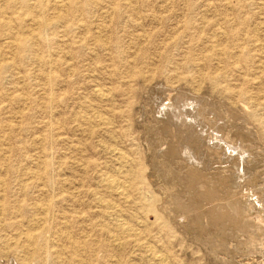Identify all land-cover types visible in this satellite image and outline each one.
Wrapping results in <instances>:
<instances>
[{"label": "rangeland", "instance_id": "obj_1", "mask_svg": "<svg viewBox=\"0 0 264 264\" xmlns=\"http://www.w3.org/2000/svg\"><path fill=\"white\" fill-rule=\"evenodd\" d=\"M159 255L264 264V0H0V264Z\"/></svg>", "mask_w": 264, "mask_h": 264}, {"label": "bare ground", "instance_id": "obj_2", "mask_svg": "<svg viewBox=\"0 0 264 264\" xmlns=\"http://www.w3.org/2000/svg\"><path fill=\"white\" fill-rule=\"evenodd\" d=\"M213 27V26H212ZM140 35V34H139ZM145 36V35H144ZM161 87H163V86H161ZM160 87V88H161ZM166 91H167V89H166ZM165 91V92H166ZM168 92V91H167ZM170 93H172V91H169ZM164 93V92H163ZM180 93V92H179ZM164 94H166V93H164ZM168 94V93H167ZM167 94H166V96H167ZM173 94V93H172ZM170 94H168V96H169ZM177 95V94H176ZM180 95V94H179ZM178 95V96H179ZM183 95V94H182ZM186 95V94H185ZM165 96V95H164ZM178 96L176 97L177 99H180V98H178ZM175 97V96H174ZM186 97V96H185ZM184 97V98H185ZM170 99H172L173 100V97L171 98V97H169ZM195 98V97H194ZM191 99V98H190ZM196 99V98H195ZM194 99V100H195ZM199 99V98H198ZM203 99V98H202ZM167 100H168V98H167ZM171 100V102H173ZM174 100H175V98H174ZM200 100V99H199ZM163 102V101H162ZM175 102V101H174ZM173 102V103H174ZM177 102V101H176ZM190 102V101H189ZM189 102H183L184 104L181 106V105H179L178 103V105L176 106V104H174L175 105V111H174V109H173V111H172V116H170L171 114H169V116L171 117V121H172V119H173V121L171 122V123H175V125H177V123L179 124V125H177L178 127H180V128H184V129H188L187 131H188V134L190 133L189 131H192V133L191 134H189V136L190 137H193V136H197V134H201V132L203 131L202 130V128L201 129H199L202 125V122L203 121H201L200 120V118H199V116L201 117L202 116V118H203V116L205 115V112L207 111V109L206 108H203L201 105L202 104H200L201 102L199 101L198 103H197V101H196V104H195V102L194 101H191V102H194V103H189ZM170 103V102H169ZM173 103H170V104H172L173 105ZM186 103L187 104H189L188 106H186ZM190 104H191V106H190ZM209 104V103H208ZM160 105V104H159ZM162 105H163V109L165 108V109H167L168 110V108L167 107H173L172 105H169V104H163L162 103ZM210 105V104H209ZM161 107V106H160ZM171 107H170V109H171ZM207 108H209V107H207ZM210 108H211V106H210ZM163 109H161V110H163ZM164 109V110H165ZM169 109V111L171 112V110ZM102 110V109H101ZM163 110V111H164ZM215 110V109H214ZM213 110V111H214ZM209 112V111H208ZM215 112V111H214ZM163 114H164V112H162ZM95 116V115H94ZM166 116V115H165ZM97 117V116H96ZM101 117V116H100ZM211 117V116H210ZM219 117V116H218ZM102 118V117H101ZM209 118V117H208ZM217 119V118H216ZM167 120V119H166ZM169 120V119H168ZM202 120H204V119H202ZM210 121V120H209ZM217 121H219V120H217ZM222 121V120H221ZM168 122V121H167ZM220 122V121H219ZM109 123V122H108ZM216 124V123H215ZM219 125V124H218ZM217 128V127H216ZM199 129V130H198ZM177 130V129H176ZM180 130V129H179ZM179 130H177L178 132L177 133H179ZM206 130V129H205ZM220 130V129H219ZM223 131H224V128H223ZM182 132H184V131H182ZM186 132V131H185ZM212 132V133H211ZM206 133V132H205ZM204 133V134H205ZM210 133L212 134L211 136H209V137H211L210 139L211 140H213V144H216L217 146H224V142H228L226 139H225V137L222 135V134H220L219 132H217L215 129H213V131H211V129H210ZM184 134V133H183ZM188 134L187 133H185L184 134V136L185 135H187V138H190L189 136H188ZM200 136V135H199ZM202 136V135H201ZM208 136V135H207ZM181 137H182V135H181ZM180 137V138H181ZM203 137V136H202ZM179 138V137H178ZM193 138H195V137H193ZM200 138V137H199ZM199 138H195L196 140H200ZM208 138V137H207ZM192 139V138H191ZM190 139V140H191ZM217 139V140H216ZM218 139H219V141H218ZM180 140V139H179ZM184 140H185V138H184ZM188 140V139H187ZM189 140V141H190ZM194 140V139H193ZM202 141V140H201ZM201 141H200V144H201ZM223 141V142H222ZM185 142V141H184ZM197 142H199V141H197ZM204 142H205V139H204ZM204 142H202V143H204ZM210 142V141H209ZM212 142V141H211ZM211 142H210V145H212L213 146V144H211ZM189 143V142H188ZM190 143H191V141H190ZM206 143V142H205ZM207 143H208V141H207ZM195 144H196V141H195ZM199 144V143H198ZM197 144V145H198ZM208 145V144H207ZM215 145V146H216ZM239 145V144H238ZM184 146V145H183ZM226 146V145H225ZM185 148H183L184 149V151L186 152V154H187V156L189 157V158H194V150L192 149V147L190 146V144H187V145H185L184 146ZM227 147H229V149H230V147L231 148H233L234 146H232V145H230V143L228 142V144H227ZM238 147H241V146H238ZM237 147V148H238ZM179 148V147H178ZM182 148V147H181ZM212 148V147H211ZM216 147H213V149H215ZM218 148V147H217ZM216 148V149H217ZM235 148V147H234ZM200 149V148H199ZM240 149H242V147L240 148ZM203 150V149H202ZM208 150V149H207ZM234 150V149H233ZM242 150H244V149H242ZM204 151V150H203ZM236 151H238V149L236 150ZM245 151V150H244ZM246 152V151H245ZM121 153V152H120ZM227 153V152H226ZM237 153V152H236ZM249 153V152H248ZM183 154V153H182ZM185 154V155H186ZM250 154V153H249ZM184 155V156H185ZM206 155V154H205ZM232 155V154H231ZM217 156V155H216ZM227 156V155H226ZM238 156H239V154H238ZM245 155H243V157H244ZM187 157V158H188ZM201 157V156H200ZM246 157V156H245ZM186 158V157H185ZM225 158V157H224ZM227 158V157H226ZM228 159V158H227ZM239 159H240V156H239ZM247 159V158H246ZM245 159V160H246ZM197 160V159H196ZM215 160V159H214ZM205 161V160H204ZM218 161V160H217ZM222 161V160H221ZM210 162V161H209ZM241 162V161H240ZM209 164V163H208ZM242 164V163H241ZM245 164V163H244ZM238 167V166H237ZM235 169H236V167H235ZM121 171V170H120ZM108 179V178H107ZM118 180V179H117ZM107 181V184L109 185V188L111 187L113 190H116L117 192H119L118 194H121V195H123V194H125V190L123 189V184H121L119 181H116L115 179H112V178H110V179H108V180H106ZM123 183V182H122ZM106 184V185H107ZM126 195V194H125ZM113 206V205H112ZM110 208H111V206H110ZM225 218V217H224ZM260 220H261V218H260ZM262 222V221H261ZM118 226V225H117ZM119 228H122L121 230L124 232V233H128V232H132V230H130V228H128V227H125L124 226V224H120L119 225ZM134 235H135V233H133ZM152 246V245H151ZM153 256V255H152ZM155 256H156V254H155ZM158 256V255H157ZM160 256V255H159ZM164 258V257H163ZM163 258H161V256L160 257H158V260H157V264H165V259H163ZM167 264V263H166Z\"/></svg>", "mask_w": 264, "mask_h": 264}]
</instances>
